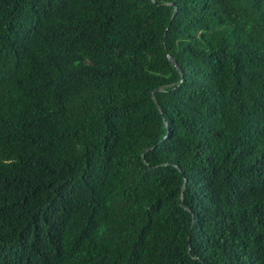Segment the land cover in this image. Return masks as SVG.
I'll return each mask as SVG.
<instances>
[{
  "label": "trees",
  "instance_id": "1",
  "mask_svg": "<svg viewBox=\"0 0 264 264\" xmlns=\"http://www.w3.org/2000/svg\"><path fill=\"white\" fill-rule=\"evenodd\" d=\"M0 264H264V0H0Z\"/></svg>",
  "mask_w": 264,
  "mask_h": 264
},
{
  "label": "water",
  "instance_id": "2",
  "mask_svg": "<svg viewBox=\"0 0 264 264\" xmlns=\"http://www.w3.org/2000/svg\"><path fill=\"white\" fill-rule=\"evenodd\" d=\"M168 58H169L170 60H172L171 56H169V55H168ZM172 61H173V60H172Z\"/></svg>",
  "mask_w": 264,
  "mask_h": 264
}]
</instances>
